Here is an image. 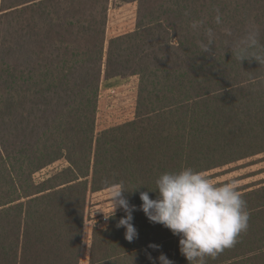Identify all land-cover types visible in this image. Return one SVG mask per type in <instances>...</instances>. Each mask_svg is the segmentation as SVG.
Listing matches in <instances>:
<instances>
[{
    "label": "trees",
    "instance_id": "1",
    "mask_svg": "<svg viewBox=\"0 0 264 264\" xmlns=\"http://www.w3.org/2000/svg\"><path fill=\"white\" fill-rule=\"evenodd\" d=\"M116 1L138 2L136 28L107 45L110 0H0V264H81L89 195L120 185L138 237L117 227L120 207L93 228L89 264H160L161 253L189 264L139 193L155 199L149 188L166 171L264 153V65L228 50L250 21L264 44V0ZM208 27L213 53H201ZM131 76L135 117L97 133L103 80ZM239 191L248 228L205 264H264V181Z\"/></svg>",
    "mask_w": 264,
    "mask_h": 264
},
{
    "label": "clouds",
    "instance_id": "2",
    "mask_svg": "<svg viewBox=\"0 0 264 264\" xmlns=\"http://www.w3.org/2000/svg\"><path fill=\"white\" fill-rule=\"evenodd\" d=\"M216 12L214 20L220 25L222 16L219 9ZM204 23L203 20L194 22L192 27H201ZM204 35L206 40L199 42L201 53H213V29L205 28ZM228 35H231L230 31ZM229 49L232 57L240 63L247 58L264 65V44L260 41V31L254 21L247 23L240 39L229 43ZM155 185V188L148 187L150 191L156 192L155 199L150 197L149 191L139 193L142 201L140 209L150 222L160 223L180 237V252L189 264H205L206 257L215 259L225 249L233 247L239 234L248 228L249 213L236 179L217 184L202 171L182 167L161 173ZM125 189L128 188L123 185L111 187L114 210L111 214L104 213L107 219L114 215L117 206L123 208L126 215L118 221L117 227L125 228L126 239L132 241L138 237V231L132 223L136 206H130L123 196ZM150 247L159 246L151 244ZM149 258L155 264L154 258ZM158 259L160 264H174L163 253Z\"/></svg>",
    "mask_w": 264,
    "mask_h": 264
},
{
    "label": "rangeland",
    "instance_id": "3",
    "mask_svg": "<svg viewBox=\"0 0 264 264\" xmlns=\"http://www.w3.org/2000/svg\"><path fill=\"white\" fill-rule=\"evenodd\" d=\"M137 10L138 2L121 3L116 0H110L106 30L107 45L112 37L135 30ZM106 80L104 79L101 85L97 133L107 127L133 119L136 112L139 77L131 76L127 77V79L121 77L109 82H106ZM67 164L66 160H59L38 172L35 178L41 181L67 166ZM205 174L211 178L213 183L217 184L227 182L230 179L238 180L239 186L264 181V153L223 168L210 170L205 172ZM110 201H112L111 190L99 193L95 197L91 194L89 195L81 264H89L93 228L96 225L105 227V223L109 222V218L105 219V213L111 214L114 210L113 203H106Z\"/></svg>",
    "mask_w": 264,
    "mask_h": 264
},
{
    "label": "crops",
    "instance_id": "4",
    "mask_svg": "<svg viewBox=\"0 0 264 264\" xmlns=\"http://www.w3.org/2000/svg\"><path fill=\"white\" fill-rule=\"evenodd\" d=\"M119 78H121V77H116V78H112V79H107L106 82L113 81V80H115V79H119ZM125 79H127V78H125ZM110 190H111V188L106 189V190H103V191H99V192L91 193V195L95 197V196H97L99 193L106 192V191H110ZM106 203L111 204V203H113V201L106 202ZM102 205H103V204H102ZM102 205H101V206H102ZM119 209H120V207L117 206V208H116L115 211H118ZM107 224H108V222L105 223V225H107ZM105 225H104V226H105Z\"/></svg>",
    "mask_w": 264,
    "mask_h": 264
}]
</instances>
